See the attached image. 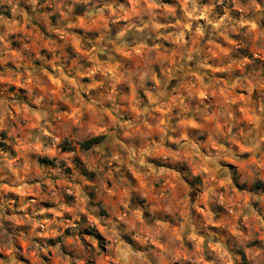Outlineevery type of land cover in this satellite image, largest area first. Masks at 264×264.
Masks as SVG:
<instances>
[{"label":"clouds","instance_id":"clouds-1","mask_svg":"<svg viewBox=\"0 0 264 264\" xmlns=\"http://www.w3.org/2000/svg\"><path fill=\"white\" fill-rule=\"evenodd\" d=\"M0 264H264V0H0Z\"/></svg>","mask_w":264,"mask_h":264}]
</instances>
